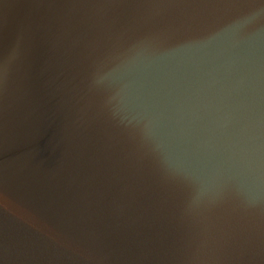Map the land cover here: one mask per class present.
Returning a JSON list of instances; mask_svg holds the SVG:
<instances>
[{"label": "water", "instance_id": "1", "mask_svg": "<svg viewBox=\"0 0 264 264\" xmlns=\"http://www.w3.org/2000/svg\"><path fill=\"white\" fill-rule=\"evenodd\" d=\"M0 264H264V0H0Z\"/></svg>", "mask_w": 264, "mask_h": 264}]
</instances>
